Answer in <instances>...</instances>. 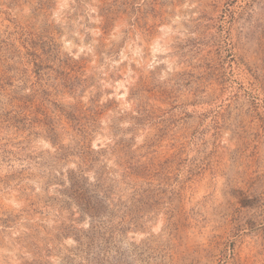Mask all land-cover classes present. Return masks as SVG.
<instances>
[{
	"label": "rangeland",
	"instance_id": "374dc122",
	"mask_svg": "<svg viewBox=\"0 0 264 264\" xmlns=\"http://www.w3.org/2000/svg\"><path fill=\"white\" fill-rule=\"evenodd\" d=\"M0 264H264V0H0Z\"/></svg>",
	"mask_w": 264,
	"mask_h": 264
}]
</instances>
